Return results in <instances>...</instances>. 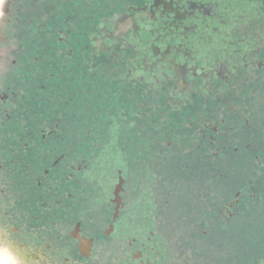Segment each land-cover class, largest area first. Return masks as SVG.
Wrapping results in <instances>:
<instances>
[{
  "label": "flooded vegetation",
  "instance_id": "1",
  "mask_svg": "<svg viewBox=\"0 0 264 264\" xmlns=\"http://www.w3.org/2000/svg\"><path fill=\"white\" fill-rule=\"evenodd\" d=\"M0 241L264 264V0H0Z\"/></svg>",
  "mask_w": 264,
  "mask_h": 264
},
{
  "label": "clouds",
  "instance_id": "2",
  "mask_svg": "<svg viewBox=\"0 0 264 264\" xmlns=\"http://www.w3.org/2000/svg\"><path fill=\"white\" fill-rule=\"evenodd\" d=\"M6 250V251H5ZM12 264H28L27 259L9 241H0V264H7V258Z\"/></svg>",
  "mask_w": 264,
  "mask_h": 264
},
{
  "label": "snow or ice",
  "instance_id": "3",
  "mask_svg": "<svg viewBox=\"0 0 264 264\" xmlns=\"http://www.w3.org/2000/svg\"><path fill=\"white\" fill-rule=\"evenodd\" d=\"M6 251V250H5ZM11 261V258L10 257H8L7 258V264H8V262H10Z\"/></svg>",
  "mask_w": 264,
  "mask_h": 264
}]
</instances>
